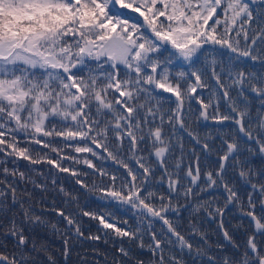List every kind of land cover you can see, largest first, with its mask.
<instances>
[{
    "label": "snow or ice",
    "instance_id": "1",
    "mask_svg": "<svg viewBox=\"0 0 264 264\" xmlns=\"http://www.w3.org/2000/svg\"><path fill=\"white\" fill-rule=\"evenodd\" d=\"M175 60L187 62L189 70L174 72L170 65ZM92 62L95 67L89 68ZM192 123L203 124V131ZM185 135L194 146L186 148ZM56 138L76 141V153L97 156L90 142L125 170L120 175L99 170L109 177L108 187L99 191L137 210L140 223L147 221L152 243L145 245L140 227L124 230L108 222L107 214L82 215L117 237L139 239V248L147 247L154 257L150 264H185L165 251L174 243L206 257L208 264H264V0H0V153L30 165H50L87 188L80 173L61 163L70 157L58 160L43 151L60 155ZM255 156L261 158L259 168L253 166ZM84 163L95 168L89 160ZM31 171L44 176L36 168ZM3 174L0 235L13 237L15 246L11 254L0 252V264H35L40 254L56 264L47 241L26 236L15 213L5 224L18 205L22 223L60 234L56 223L33 211V194L18 191L7 177L41 192L47 183L18 169L5 167ZM51 184L67 198L65 203L76 199L54 175ZM181 207L189 208L192 234L208 244L207 234L194 222L204 213L218 221L236 253L217 258L206 248L194 249L166 215L179 214ZM230 208L241 216L235 227L247 221L251 229L243 248L225 227ZM48 210L83 236L72 215L41 205V212ZM155 219L166 226L161 238L152 231ZM63 243L67 259L68 239ZM119 253L144 264L123 246Z\"/></svg>",
    "mask_w": 264,
    "mask_h": 264
},
{
    "label": "trees",
    "instance_id": "2",
    "mask_svg": "<svg viewBox=\"0 0 264 264\" xmlns=\"http://www.w3.org/2000/svg\"><path fill=\"white\" fill-rule=\"evenodd\" d=\"M124 15L130 16L132 19L136 18V14L130 13L128 10H123ZM212 21H209L211 24ZM211 47V46H207ZM165 55H167L165 53ZM231 55V53H229ZM95 62L89 64V68H94ZM174 72L185 70L188 71L187 62L181 60H175L170 65ZM88 69L84 70L86 73ZM82 73V74H84ZM206 95V93H204ZM193 109L198 108V105L193 102ZM194 117H190V120ZM192 128L197 131H203V124L197 125L192 123ZM19 140L24 141L25 137L23 134H17ZM58 143L55 146L63 149L60 155L50 152L49 155L54 159H60V156H68L69 159L61 160L64 167L74 170L81 175L79 179L86 184L87 188H82L80 185L75 183L76 177H72L69 173H61L58 170L51 168L50 165H30L27 161L22 159H16L13 156H7L4 153H0V179H5L3 174V168L18 169L31 175L34 180L38 183H47V191L41 192L39 188L34 187L32 184H25L23 182L16 181L15 178L9 176L7 180L9 182H16L18 191L27 190L33 194V199L30 203L33 206V211L38 215L45 216L50 222L56 223L60 228V234L52 232L50 229L41 225H32L29 223H22L23 216L19 209V206H13L12 211L8 213L5 218V224L7 220L12 218L15 213V219L18 224L25 230V235L28 237H35L38 241H47L50 253L55 258L56 264H116L117 261H122L123 264H135V260H127L119 253V248L123 246L129 249L134 257L142 260L144 264H150V261L154 259L152 253L145 247L144 249L139 248V239L129 240L128 237H117L112 229H103L98 220H93L90 217L83 216L84 211L94 212L97 214H107L108 222L113 223L116 227L124 230H135L137 227L141 229L142 239L145 245L152 243L149 231H147V221L143 224L140 223L137 216V210L131 209L130 206L122 205L119 202L113 201L110 197H104L103 193L99 191L101 188H106L109 185L108 176H100L99 170H104L109 174L116 173L118 175L124 173V169L116 164L111 159L107 158V153L102 149H97L95 145L89 142V146L97 152V156H93L91 153H76L74 151V145L76 141L65 142L62 138H56ZM65 143L69 146L65 147ZM186 148L194 146V142L190 141L185 135ZM20 146H25L21 143ZM81 146L82 143H81ZM33 148H38L37 145H31ZM74 158V159H73ZM127 159V157H125ZM85 160H89L95 165V168H89L84 163ZM253 166L259 168L261 166V158L255 156L251 158ZM134 170L138 168L135 162L131 159L127 161ZM187 163V159L185 160ZM33 168L38 169L44 173V176H38L32 172ZM86 174V175H85ZM57 177V184H62L63 187L72 193L76 197L75 200H69L65 203L66 197L62 193H59L58 189L54 188L51 184V176ZM160 172H157V179L159 178ZM235 175V174H233ZM45 177L48 179L45 181ZM161 189H166V185H157ZM219 194V193H217ZM46 197V198H45ZM26 199V198H25ZM55 201V204H53ZM175 203V201H174ZM181 205L185 203L183 199L179 201ZM41 205L46 209L62 208L66 214L72 215L74 219L80 225L83 236H77L74 229L69 227L66 222L54 212L48 210L41 212ZM191 205L189 204V208ZM189 208L181 207L179 214L175 212H169L166 215L177 226L180 231L190 243L193 244L194 249L196 247L206 248L209 254L216 256L217 258L223 257L224 255H232L236 253V249L232 248L231 245L223 239L222 233L218 228V221L207 218L206 214L201 213L194 218V222L197 223L199 229L206 233L208 244H205L199 235L191 233L189 227L190 212ZM203 217V218H202ZM148 219H152L149 217ZM225 227L229 230L230 234L236 240L238 244L243 248L246 240V232H250L247 221L243 227H235L241 220L240 213L230 208L225 218ZM127 221V223H124ZM166 230V226L163 225L162 221L155 219L153 220L152 231H155L158 238H161V229ZM105 233H108L105 236ZM170 235V234H169ZM89 236H100L99 240H91ZM68 239L69 255L65 259L63 256L64 250V239ZM175 242V237H171ZM107 241V242H105ZM217 244H223L224 249L220 250L216 248ZM6 245V247L4 246ZM209 245H211L209 247ZM15 240L13 237L4 238L0 235V252L4 254H11L14 250ZM165 251L171 252L178 259H182L185 264H208L206 257H198L195 255V251L189 253L187 249L181 250L177 244L165 245ZM35 264H48L46 257L43 254L36 256Z\"/></svg>",
    "mask_w": 264,
    "mask_h": 264
}]
</instances>
